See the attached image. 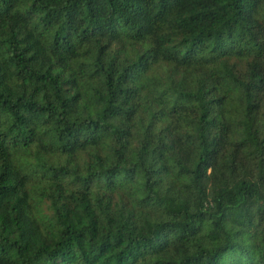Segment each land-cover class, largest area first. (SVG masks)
I'll list each match as a JSON object with an SVG mask.
<instances>
[{"label": "trees", "instance_id": "16d2710c", "mask_svg": "<svg viewBox=\"0 0 264 264\" xmlns=\"http://www.w3.org/2000/svg\"><path fill=\"white\" fill-rule=\"evenodd\" d=\"M0 264H264V0H0Z\"/></svg>", "mask_w": 264, "mask_h": 264}]
</instances>
